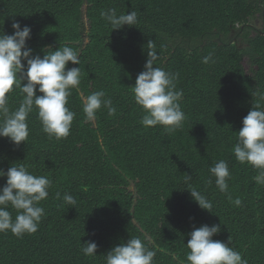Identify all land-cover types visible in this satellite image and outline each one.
<instances>
[{
	"label": "trees",
	"instance_id": "16d2710c",
	"mask_svg": "<svg viewBox=\"0 0 264 264\" xmlns=\"http://www.w3.org/2000/svg\"><path fill=\"white\" fill-rule=\"evenodd\" d=\"M263 5L264 0H0V31L13 34V20L28 25L33 55L42 58L47 46L67 45L80 65L69 62L66 68L81 69L79 87L68 98L76 116L67 138L50 139L35 109L27 143L17 146L0 137V170L23 164L52 181L39 205L45 214L38 231L22 238L0 233V264H106L107 252L131 237L156 251L154 264H187L189 233L204 224L220 225L213 239L230 241L248 264H264V184L255 179L258 170L237 161L232 151L244 117L254 104L264 108V33L248 31L238 44L231 39L237 25L261 13ZM109 9L117 16L134 10L138 23L113 30L101 15ZM149 40L158 54L155 66L179 74L185 120L172 133L160 125L144 127L143 109L134 99ZM247 57L256 67L252 74L243 64ZM100 90L116 111L110 115L102 106L88 121L84 99ZM22 98L14 88L10 109ZM219 160L229 166L227 192L209 171ZM187 175L212 202V213L191 197ZM6 181L0 177V188ZM65 193L75 205L65 203ZM87 241L97 243L96 256L82 253Z\"/></svg>",
	"mask_w": 264,
	"mask_h": 264
},
{
	"label": "clouds",
	"instance_id": "9594fccd",
	"mask_svg": "<svg viewBox=\"0 0 264 264\" xmlns=\"http://www.w3.org/2000/svg\"><path fill=\"white\" fill-rule=\"evenodd\" d=\"M101 15L111 24L113 30L123 26H135L138 14L131 11L117 16L115 9L102 12ZM13 34L0 31V137H7L15 145L27 143L30 135L28 117L34 111L42 124V130L48 137L60 140L70 134L76 113L67 107L71 89H78L81 79L80 67L66 68L69 62L80 65L78 53L65 45L57 50L47 46L45 55H33L27 42L31 39L32 29L28 25L13 20ZM148 59L144 71L138 74L132 87L135 102L143 109L141 124L144 127L163 126L169 133L183 127L185 114L180 101L183 91L177 90L178 73L174 74L155 66L158 54L152 41L147 43ZM212 61L211 55L203 58L204 63ZM26 62V64L24 63ZM214 62V61H213ZM22 81H27L22 83ZM19 89L22 100L14 110L8 105V94ZM37 91L42 95H37ZM264 99V94H259ZM103 90L88 95L83 102V112L88 121L96 119L97 112L108 109L110 115L116 109L112 100L105 98ZM232 151L240 163H247L258 170L257 183L264 184V108L254 104L252 110L243 119V127L238 131L237 142ZM215 177V184L221 192H227L230 171L224 160L214 162L209 169ZM7 177L6 184L0 188V233L11 231L22 238L24 234H34L45 214L40 203L49 196L48 189L52 181L46 176L30 173L23 164H13L7 172L0 170V177ZM191 175L185 176V184L191 181ZM211 183V181H209ZM193 200L200 208L211 212L212 202L189 184L187 188ZM57 198L60 193H57ZM65 203L75 205L76 200L70 194L63 196ZM241 203L239 199L235 201ZM17 213L15 219L9 210ZM212 213V212H211ZM221 232V226L204 224L189 233L186 254L187 264H248L241 253L225 243L214 240ZM97 243H82L85 256H96ZM156 251L149 249L139 237H131L127 242L114 246L105 255L106 264H154Z\"/></svg>",
	"mask_w": 264,
	"mask_h": 264
},
{
	"label": "flooded vegetation",
	"instance_id": "af4514ba",
	"mask_svg": "<svg viewBox=\"0 0 264 264\" xmlns=\"http://www.w3.org/2000/svg\"><path fill=\"white\" fill-rule=\"evenodd\" d=\"M264 7V5H263ZM262 18L264 20V8L262 9L261 13H257L255 16L251 17L249 22L244 24L237 25L236 29H234L231 33V39L232 41L236 42L238 44L239 39L245 36V34L250 31L251 36H257L259 33H264V23L262 28H258L256 24H254V21H258Z\"/></svg>",
	"mask_w": 264,
	"mask_h": 264
},
{
	"label": "rangeland",
	"instance_id": "374dc122",
	"mask_svg": "<svg viewBox=\"0 0 264 264\" xmlns=\"http://www.w3.org/2000/svg\"><path fill=\"white\" fill-rule=\"evenodd\" d=\"M252 21H254V24H256L258 28H262L263 23H264V20L262 18H260V20H258V21H255V20H252ZM243 64L245 66V69H246L247 73H249V74H252L253 70L256 69V67H253L250 64V61H249L248 57L244 59ZM130 189L132 191H134L135 190V187L132 185L130 187Z\"/></svg>",
	"mask_w": 264,
	"mask_h": 264
}]
</instances>
